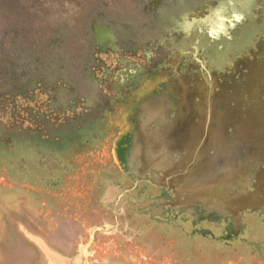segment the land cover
I'll return each mask as SVG.
<instances>
[{
  "label": "rangeland",
  "instance_id": "1",
  "mask_svg": "<svg viewBox=\"0 0 264 264\" xmlns=\"http://www.w3.org/2000/svg\"><path fill=\"white\" fill-rule=\"evenodd\" d=\"M217 12L226 17V31L211 35ZM260 43L264 0H0V218L33 205L31 217L45 227L39 231L53 230L65 252L82 226L101 220L133 237L127 219L151 207L189 230L192 213L178 206L185 196L175 195L176 184L162 183L161 170L129 163L125 151L163 119L146 121L143 109L152 98L165 97L169 112H178L179 82L192 86L201 73L244 94L250 82L240 60L260 58ZM244 167L245 180L227 195L242 203L236 211L242 223L264 220V150L245 158ZM112 188L121 194L117 204L102 200ZM252 196L257 202L246 204ZM245 230L242 224L236 233ZM147 235L152 249L190 263L177 249L160 247L154 232ZM134 246L123 253L147 251ZM108 247H115L113 257L122 251L115 239L92 243L99 254ZM147 255L150 261L139 264H159L158 255ZM244 255L216 263L253 264ZM196 257L197 264L212 262Z\"/></svg>",
  "mask_w": 264,
  "mask_h": 264
},
{
  "label": "bare ground",
  "instance_id": "2",
  "mask_svg": "<svg viewBox=\"0 0 264 264\" xmlns=\"http://www.w3.org/2000/svg\"><path fill=\"white\" fill-rule=\"evenodd\" d=\"M245 69L247 70V79L249 80L248 82H250L247 89L254 88L262 90V88H264V64L262 62H258L251 67L249 66V68L245 67ZM209 81H212L210 86L211 88L220 87L215 77L209 79ZM213 82H216V84H214ZM199 83L201 82L198 79L193 85L195 88L196 98L195 108L189 106L191 105V103L189 104V92L187 91L188 86L185 85L181 87V84L179 82L177 87L184 88L183 90H181V93H179V99L182 101L179 108L184 111L183 115H181V113L180 115H177V113L172 114L171 112H169L167 99L162 96H156L154 97V99H156L150 100L147 106H145L143 109L146 116V121L149 123L156 117H163V119L161 120H213L215 118L216 121H219L220 116L216 111L220 110V104L223 101L228 100V102L230 103H238L239 105L234 104L230 108L228 107L229 109L227 110L228 112L225 116L226 121L231 122L232 120H234V118L240 120L247 119L253 121L257 120V125L260 124L258 129L260 132L261 140L259 139L257 143L253 142L256 147L253 146V148H251V145H249L247 150H252V153L255 154L262 153L264 150V143L262 140V132L264 130V92H255L254 96L259 100V104L257 101H255L252 107L245 109V111L243 112L244 108L242 107L246 103L245 99L248 92L242 94L240 93V91L237 92L235 90L232 93L230 92L227 97L223 95L222 98H218V96L206 94L205 92H203L204 87H202V85ZM241 102L243 103L242 107L240 105ZM206 104H210L215 111H209L205 109ZM191 109H194V114L192 116L189 114ZM246 114H249V116ZM238 129H241L244 134L245 131H247V133L251 132L252 127L248 124H245V126H239ZM159 130V124H156L153 128L144 131L140 136V142L134 143L131 148L129 147L126 149L124 154L125 159H127L129 163H134V165L136 164L138 166H144V168L146 166L155 168V170H161L164 174L162 183L167 185H170V183L176 184L175 187H172L174 193H178L179 195L183 193L185 196V201L180 203V206L185 207L186 209L190 210V212L191 206H189L190 203L188 189L192 182V179H195V181L193 182L195 184V190L197 194V211L199 209H201L202 211L201 207L202 201L204 200L203 195L206 191V187L208 188V186H212L213 189H216L215 187L218 186V183L221 182L219 180L224 179L226 175L223 171L226 169L231 170L237 167L239 168L238 164L236 165L238 161H240L242 164V166L240 167H243L244 169L243 181L245 180L246 170L244 167V161L245 158H247L246 155L238 160L232 159L229 156L223 157V155L217 158L206 159L201 156L195 157L194 159H189L182 156L179 158H175L170 156V153H173L174 151L186 152L188 151L187 145H185L184 148L182 147V145H179V147L177 148L173 147V144L167 137L162 140L159 139ZM238 136L241 135L237 132L236 137ZM243 137H246V135L244 134ZM232 139L233 138H228V144L226 145V148L220 147L217 151L222 152V154L225 155L227 154V152H231L229 143H232ZM191 168L195 169V172L192 174L190 173ZM212 168L221 169L223 173H220V170H211ZM228 173H230V171ZM230 174H227L229 182H231V177L229 176ZM111 196L112 197L110 198L115 200L116 195ZM123 211H125V208ZM195 214L196 215L193 222L196 224H201V219H199L201 218L200 215L196 211ZM25 216L26 218H24L23 216H18L16 218L6 216V220L4 218L1 220V222H3L4 224L3 228L5 226L6 233L0 243V264H136V258L133 256L127 255L128 257L126 258L123 254H120L117 257H113L110 255V252L112 250H110L107 254L105 252L99 254L98 251H95L93 249L94 247L92 248V243L95 241V233L99 232L100 234L108 238H110L111 236L114 237L116 234H120L122 235L120 240V242H122L121 244H125L126 242H130L131 244H133L132 241L134 240V237H138V241L140 243L143 242L141 245L145 246L148 252H153L154 249H152L151 244L144 242L143 240L149 238V236L147 235L148 231L150 233L154 232L160 238V231L162 230V224H164V222L160 221L156 216L153 215H148L147 218L143 217L144 219L142 220L138 218L141 215L138 217H132L130 220L127 219L125 224V227L128 228L131 235H133V237H130L121 233L116 225L102 220L103 224L93 225L88 229H85L82 226L71 242L73 245L72 250L69 252H65L62 251L61 247L59 249L58 245L60 246V244L56 241V239H54L55 232L53 230H46V233L44 231L40 232L39 230L41 228L44 229L45 227H43L40 223H37L38 221L35 222V220H33L28 214L25 213ZM145 220L147 221V223H145ZM183 221L186 223V220ZM190 222L191 219H188L186 223L188 225V229H190L191 227ZM226 224L229 226H237V228H239L241 227L242 222L239 219L235 220L228 218L226 219ZM164 226L168 232H170L171 228L174 230L175 236L178 237V241L170 237L168 238V242L175 246L179 255H181L183 259L191 258L188 247L190 246V243L193 242V240L196 242V250L198 251L197 253L201 256L204 255L209 257V255L205 254L206 252H202L203 250L201 249L212 251L214 250V248H217L216 250L219 252L225 251L224 253H222V257H225L226 259H229L232 253H242V250H239H244L243 243L247 241L246 237L237 234V231H231V233H228L224 236H220L217 233H215L214 236L204 235V232L202 231L194 233V235L190 236V234H187L189 230L184 231L180 226L176 224L170 227V224L168 222H165ZM228 229H235V227ZM82 232L83 234H81ZM215 236L218 237L214 238ZM155 237L153 236V238ZM85 238H87L88 241H86ZM53 246H56L57 250H55ZM204 246L206 247L203 248ZM256 247L257 250L255 251L257 252V255H255V257L257 259L260 258L261 255H263V252L261 251V245ZM258 252L260 253L258 254ZM166 254L165 256H167ZM212 254H214V252ZM247 256L248 258H250L249 255ZM131 257H133V259Z\"/></svg>",
  "mask_w": 264,
  "mask_h": 264
},
{
  "label": "flooded vegetation",
  "instance_id": "3",
  "mask_svg": "<svg viewBox=\"0 0 264 264\" xmlns=\"http://www.w3.org/2000/svg\"><path fill=\"white\" fill-rule=\"evenodd\" d=\"M232 5V3H231ZM232 9L234 11V19H239V16L236 9L234 8V6L232 5ZM226 17L222 15V13L217 12L216 13V19L214 21L211 22V35H217L219 32L225 33L226 31ZM230 23L232 21H229ZM258 55H261V57H257L256 54L252 55V59H242L240 60V63L242 65V67H247L249 68V66L251 67L252 65L257 64L258 62H262L264 64V46L263 43H260L258 45ZM255 56V57H254ZM256 60V61H255ZM251 61V62H250ZM174 62V61H171ZM236 68H238V65H236ZM214 76H204L201 73L196 75L194 77V81L196 82V80L199 79V81L202 85L203 88V92H205L206 94H211L214 96H218V98H222L223 95L225 97H227L230 92H234L235 90L238 92L239 90L234 89L232 87L227 88V86H220L217 87L218 91L216 92L214 89L216 88H211V83L212 81H209V79H212ZM187 81V80H186ZM254 81V80H253ZM214 83V82H213ZM216 84V82L214 83ZM181 90H183L184 88H180ZM187 91L189 92V104L191 103V105H189L190 107L195 108V88L194 86H188L187 87ZM245 92H248V94L246 95V103L243 105V103L241 102L240 105L242 108H244L243 112L245 111V109L252 107L255 103V101L258 102L259 104V100L254 96L255 92H260L263 93L264 92V88L261 89H246ZM245 94V93H244ZM253 94V95H252ZM156 99V98H155ZM154 98H152L151 100H155ZM238 99V98H236ZM235 103L233 102H228V100L223 101L220 104V110L216 111L219 113L220 119L219 121H216V119L214 118L213 120H194V119H189V120H160L157 124H159V134L158 137L159 139H164V138H168L169 141L173 144V147L177 148L179 147V145H182V147L184 148L185 145H187L188 151L186 152H179V151H174L173 153H170V156L175 157V158H179V157H187L189 159H194L195 157H203V158H217L221 155H223V157H230L232 159H240L242 157H244L246 155V157H250L252 154V150H247V148L249 147V145H251V148H253V146H255V144H253V142L257 143L259 141V139L261 140L260 137V132L258 127L260 126V124L257 125V120L253 121V120H247V119H235L232 120L231 122L226 121L225 116L227 115V110L234 105ZM235 105H239L238 103ZM229 107V108H228ZM205 109L207 110H212L215 111L213 109V107L210 104H206L205 105ZM183 115L184 111L181 110V108H179L177 115ZM189 114L192 116L194 114V109L189 112ZM249 116V114H246ZM245 124H248L252 127L251 132L245 131V135L246 137H243V131L241 129H238L239 126H242ZM218 125V126H217ZM153 128V127H152ZM177 128V129H176ZM257 128V129H256ZM239 133L241 136L236 137V133ZM256 132V135H255ZM186 136V137H185ZM228 138H233L229 143L230 146V150L231 152H227V154H222V152L217 151L218 148L223 147L226 148L227 143V139ZM263 140V139H262ZM252 142V143H251ZM256 147V146H255ZM208 150H211V155H208ZM255 150V149H254ZM174 154H178V156H174ZM238 164L239 168H234V169H226L223 172H225V177L224 179H220L219 181H221L220 183H218V186H216V189H213L212 186H208V188L206 187V191L203 195V201H202V211L201 209H199L198 211L196 210V190H195V184L193 181H195V179H192L191 184L189 186V206H191V227H190V231L187 234H190V236L194 235V233L197 232H204V235H212L214 236L215 233H217L220 236H224L227 235L228 233H231V231H237L238 228L237 226H229L226 224V219L230 218V219H235L238 220L239 218L236 215V211L241 208V204L240 200H238V198L236 200L235 196H229L227 195V190L229 186H238L241 185V183H243V174H244V169L242 166L241 162L238 161V163H236V165ZM215 169V168H214ZM213 168L211 170H214ZM215 170H220V173H223L221 169H215ZM209 171V170H207ZM230 171V173H228ZM195 169L191 168L190 169V173H194ZM227 174H230L229 176L230 181L227 177ZM207 180V179H206ZM209 181V180H208ZM211 182V180H210ZM260 190V188H259ZM111 195H116L115 197V201L118 203V201H121V195L120 192H118V189H107V192H105V195L102 196V200H107V198L112 197ZM177 197L179 196V194H175ZM180 199H177L176 202H178V206H180ZM238 200V201H237ZM246 200H248L246 202V204L248 203V205H251V203L253 204L254 202H257L256 200L257 197H249ZM245 202V200H244ZM259 203V201H258ZM30 207H26L25 205L24 208L26 210H22V214L19 216H23L24 218H26L25 213L28 214L31 217V209L32 206L31 204H29ZM145 205H149V202L147 201ZM176 206V205H175ZM0 208H5L1 203H0ZM151 211L149 210L150 214L148 213L149 216L153 215L156 216L157 219H159L160 221L164 222H168L170 224V227L174 226L175 223L170 221V218L167 219L169 216H165L164 215V211L161 208L156 207L154 208H150ZM154 209V211H153ZM195 211L200 215L201 218V224H196L194 223V218H195ZM220 212V213H219ZM227 213H230L231 216H223ZM148 215H138L140 217H138L140 220L147 218ZM217 216H223L222 219H220ZM13 217V216H11ZM144 217V218H143ZM14 218V217H13ZM32 218V217H31ZM3 217L0 218V220H2ZM33 219V218H32ZM225 219V220H224ZM263 219V218H262ZM262 219H257V218H248L244 224V226L246 227V231H244L241 235L245 236L247 241L244 242L243 246H244V250L240 249L239 251L242 250L243 255L245 254L246 256L249 255L250 258H248L249 262H252L253 264H259L258 262H261L260 264H264V220ZM34 220V219H33ZM129 220V219H128ZM240 220V219H239ZM108 222V221H107ZM242 222V221H241ZM258 222V223H256ZM110 223V222H109ZM145 223H147V221L145 220ZM256 223V224H255ZM103 224L102 220L98 223ZM164 224H162V230L161 232V237L156 239V242L160 245V247L164 248L166 247L167 250L166 251H170V253H175V246L171 243L168 242V238L172 237L174 240L178 241V237L175 236V232L174 230L171 228L170 232L167 231V229L165 228ZM260 224V225H259ZM262 224V225H261ZM93 226V225H92ZM255 226V227H254ZM101 227V226H100ZM235 227V229H231L229 230L228 228H233ZM91 228V226L89 227ZM251 231H250V230ZM255 229V230H254ZM153 232H151L152 234ZM252 235V236H251ZM121 236L120 234H116L114 237H106L102 234H100L99 232L95 233V241L93 243L99 245L100 241H109L112 239H115V243L121 247L120 250H122L125 246H134V245H140L143 242H139L138 241V237H134V240L132 241L133 244H131L130 242H126L125 244H121L122 242H120L121 240ZM153 236V235H152ZM151 236V238H152ZM261 236V237H260ZM218 236H215L214 238H217ZM257 238V239H256ZM255 239V241H254ZM263 239V240H262ZM88 240V239H87ZM261 241V242H260ZM261 245V251L263 252L260 256V258H257L259 260H256L255 255H257V252L255 250H257L256 246H260ZM145 247V246H144ZM206 246H204L203 248H205ZM197 247H196V242L193 240V242L190 243V246L188 247L189 250V254L191 255V260L189 264H197L195 263V261L197 260ZM217 249V248H216ZM215 248L214 250L210 251L206 249H201L203 250L202 252H206L205 254L209 255V259L212 260L211 263H203V264H217V260L220 259V257L222 258V253H224L225 251H217ZM95 250V249H94ZM108 253L110 250H112L110 253L112 254L115 251V247H108L107 248ZM147 250V249H146ZM97 251V250H95ZM244 251V252H243ZM252 251V252H251ZM121 255L123 254L124 257H128L127 255H125L122 251H120ZM214 252V254H212ZM246 252V253H245ZM148 251H146V253H139L137 255H129V256H133L136 258V264H139V262L145 263L150 261V257L147 255ZM154 254L158 255L159 257H157L159 259V264H188L185 261H177V259L170 257V256H164V251L163 249H158V250H154L153 251ZM254 253V254H252ZM260 252H258L259 254ZM119 254V255H120ZM118 255V256H119ZM146 255V256H145ZM244 255V256H245ZM144 256V257H143ZM245 256V257H246ZM254 257V258H253ZM241 257H239V260H231V262H239L241 261ZM263 258V259H262ZM161 259V260H160ZM164 259V260H163ZM253 259V260H252ZM243 262V261H242Z\"/></svg>",
  "mask_w": 264,
  "mask_h": 264
}]
</instances>
